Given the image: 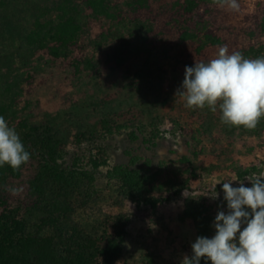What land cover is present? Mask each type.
Instances as JSON below:
<instances>
[{
	"label": "trees",
	"instance_id": "1",
	"mask_svg": "<svg viewBox=\"0 0 264 264\" xmlns=\"http://www.w3.org/2000/svg\"><path fill=\"white\" fill-rule=\"evenodd\" d=\"M151 1L0 0V115L16 129L31 154L30 161L19 171L7 165L0 167V264H118L124 258L130 217L111 218L97 224L80 220L81 213L96 204L98 194L93 171L79 168L78 163L72 167L65 165V147L72 138L69 126L73 123L68 112L58 111L36 120L29 112L31 101L23 105V99L25 85L28 83L31 87L44 75L46 60L70 59L77 48L83 49L90 20L105 19L108 30L95 39L89 38L91 46L106 52L117 79L121 75L128 80V100L136 112L141 107L155 105L156 98L152 100L151 95L155 97L154 90L163 84L166 67L173 57L179 58L176 41L174 35L165 40L163 31L152 35L154 27L149 19H132L126 16L125 10L126 7L135 12L146 10L153 15ZM157 3L170 26L172 21L181 19L182 12L193 14L200 5H218L214 0H185V4L181 0L174 4L159 0ZM260 32L264 34V15ZM180 39L199 42V51L222 44L217 36L205 34L201 39L197 32L190 30H185ZM237 51L245 58L255 59L264 56V45L249 44ZM96 63L93 57L84 61L75 59L76 76L88 82L87 76L99 72ZM79 105L81 111H90L84 104ZM214 117L215 114L208 121V128ZM116 122L108 116L96 124L89 123V131L80 132L73 139L81 143L87 136L95 138L99 127L112 134L118 127ZM226 127L232 134L240 129L255 137L264 130V119L253 130ZM98 159L90 156L92 170L105 162ZM183 160L193 162L187 156ZM29 167L34 170V176L25 198L11 200L6 189L13 188V183L21 180ZM256 171L257 168L242 169L237 174L245 179ZM114 174L120 178L124 199L138 206H153L163 201L164 195L180 196L189 189L188 180L165 177L160 172L148 175L120 166ZM219 211L222 208L219 210L215 201L205 196L189 195L185 199L184 218L198 226L197 237L215 235L213 223ZM200 264L205 261L201 259Z\"/></svg>",
	"mask_w": 264,
	"mask_h": 264
},
{
	"label": "rangeland",
	"instance_id": "2",
	"mask_svg": "<svg viewBox=\"0 0 264 264\" xmlns=\"http://www.w3.org/2000/svg\"><path fill=\"white\" fill-rule=\"evenodd\" d=\"M158 1H151L153 15L146 10L135 12L125 8L126 16L132 19H149L154 27L152 35L163 31L165 40L174 35L176 41L175 52L179 58L173 57L166 67L163 84L154 90L155 97L153 94L150 97L157 99L152 107H141L136 112L128 100V80L121 75L117 79L110 69L106 52L91 46L89 38L95 39L108 30L105 19L90 20L83 49L77 48L68 60H46L44 75L31 87L28 83L25 85L23 105L31 101L29 112L36 120H43L47 114L58 111H67L72 119L69 126L72 138L65 147V165L72 167L78 163L79 168L93 171L98 194L96 204L81 213L80 220L97 224V221L105 222L111 218L130 217L126 253L118 264H182L185 255H192L191 244L198 234L195 222L184 218L185 199L189 195H202L226 212L222 183L234 181L233 187H238L243 181L244 186L250 187L246 178L264 172V130L255 137L240 129L232 134L221 123L219 109L215 113L208 107L189 109L179 96H175L182 85L185 67L214 58L220 46L226 45L232 53L249 44L264 45V34L260 32L264 0H237L238 11L226 6L200 5L193 14L182 12L181 19L172 21L171 26L159 9ZM168 1L174 4L179 0ZM181 2L185 4V0ZM185 30L197 32L201 39L205 34H212L220 38L222 44L199 51V42L181 41L180 36ZM87 57L97 61L99 70L92 77L86 75L89 83L77 77L73 67L75 59L84 61ZM80 103L90 111H81ZM214 114L210 131L207 124ZM108 116L117 120L118 127L112 134L99 127L95 138L87 136L81 143L73 139L78 133L89 131L87 124H96ZM90 156L105 159V162L99 169L92 170ZM185 156L193 162L184 161ZM120 166L138 169L148 175L160 172L165 177L188 180L189 189L180 196L164 195L159 204L138 206L122 196L120 178L114 174ZM252 168L257 171L245 179L238 177L239 170ZM33 173L29 167L22 179L13 183V188L22 187L23 191L16 196L10 194L11 200L25 198Z\"/></svg>",
	"mask_w": 264,
	"mask_h": 264
},
{
	"label": "clouds",
	"instance_id": "3",
	"mask_svg": "<svg viewBox=\"0 0 264 264\" xmlns=\"http://www.w3.org/2000/svg\"><path fill=\"white\" fill-rule=\"evenodd\" d=\"M214 3L234 11L240 8L237 0ZM175 96L189 109L208 107L214 113L219 109L226 126L253 130L264 119V56L245 58L222 45L209 61L185 67ZM30 158L19 133L0 115V167L19 171ZM246 180L250 187L243 181L238 187H233L234 181L222 183L227 212L217 213L215 235L197 237L191 244L192 255H185L182 264H200L201 259L205 264H264V172ZM6 190L16 196L23 188Z\"/></svg>",
	"mask_w": 264,
	"mask_h": 264
}]
</instances>
